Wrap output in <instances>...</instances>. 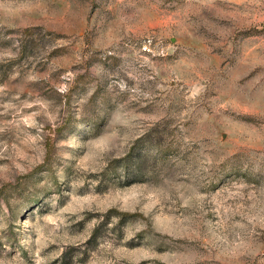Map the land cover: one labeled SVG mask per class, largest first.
<instances>
[{
    "label": "rangeland",
    "instance_id": "obj_1",
    "mask_svg": "<svg viewBox=\"0 0 264 264\" xmlns=\"http://www.w3.org/2000/svg\"><path fill=\"white\" fill-rule=\"evenodd\" d=\"M0 188V264H264V0H0Z\"/></svg>",
    "mask_w": 264,
    "mask_h": 264
},
{
    "label": "trees",
    "instance_id": "obj_2",
    "mask_svg": "<svg viewBox=\"0 0 264 264\" xmlns=\"http://www.w3.org/2000/svg\"><path fill=\"white\" fill-rule=\"evenodd\" d=\"M25 31H29V29H26ZM45 145H46L45 146V149H46V155H45L46 159L45 160L48 161L53 145H52V143L49 142V140L46 141ZM0 190L3 191V189H1V188H0ZM127 215H130V214H128V212H123V214H122V216H127Z\"/></svg>",
    "mask_w": 264,
    "mask_h": 264
}]
</instances>
